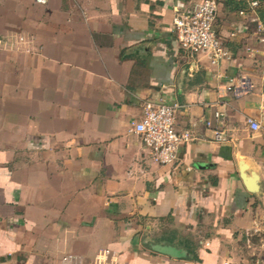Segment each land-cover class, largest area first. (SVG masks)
Listing matches in <instances>:
<instances>
[{"label": "crops", "instance_id": "0c3cea01", "mask_svg": "<svg viewBox=\"0 0 264 264\" xmlns=\"http://www.w3.org/2000/svg\"><path fill=\"white\" fill-rule=\"evenodd\" d=\"M195 1L0 0V264H264V4L218 0L214 66L174 40ZM147 97L183 105L173 164L132 130Z\"/></svg>", "mask_w": 264, "mask_h": 264}, {"label": "built area", "instance_id": "2783aa9c", "mask_svg": "<svg viewBox=\"0 0 264 264\" xmlns=\"http://www.w3.org/2000/svg\"><path fill=\"white\" fill-rule=\"evenodd\" d=\"M261 1L248 0L247 9L255 10ZM217 7L218 0H196L189 6L178 8L172 21L173 36L179 49L189 54L190 58H195L201 52L205 53L214 66L230 59L225 42L216 28ZM245 12L246 9L239 11L240 14ZM234 34L233 32L230 35ZM253 87L251 77L240 72L234 78L228 79L222 89L230 96L238 98L249 94ZM182 107L178 102L147 97L141 102L139 116L131 121L132 130L138 134L142 144L149 150L151 159L157 164H173L178 157L179 144L192 139L187 129H179L177 126L176 115ZM215 114L218 116V113ZM247 124L251 130L261 128L259 122L252 118L247 120ZM214 139H226L222 129L215 130ZM114 258L111 250L102 248L96 253L93 264H116ZM61 264L81 263L75 255L67 254L61 258ZM222 264L230 263L224 261Z\"/></svg>", "mask_w": 264, "mask_h": 264}, {"label": "water", "instance_id": "95a60500", "mask_svg": "<svg viewBox=\"0 0 264 264\" xmlns=\"http://www.w3.org/2000/svg\"><path fill=\"white\" fill-rule=\"evenodd\" d=\"M194 61V60H193ZM244 169V165H243ZM246 177V176H245ZM248 181L251 180V178H246ZM156 250H158L161 253L169 254L174 257H182L185 256V253L179 250L178 248L170 245H156Z\"/></svg>", "mask_w": 264, "mask_h": 264}, {"label": "rangeland", "instance_id": "374dc122", "mask_svg": "<svg viewBox=\"0 0 264 264\" xmlns=\"http://www.w3.org/2000/svg\"><path fill=\"white\" fill-rule=\"evenodd\" d=\"M262 3L264 4V0L261 1V5H262Z\"/></svg>", "mask_w": 264, "mask_h": 264}]
</instances>
